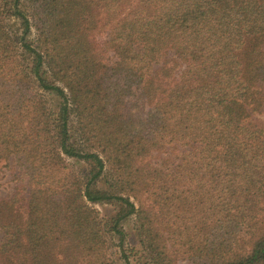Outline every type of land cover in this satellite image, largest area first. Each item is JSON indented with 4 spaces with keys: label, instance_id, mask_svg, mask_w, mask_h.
<instances>
[{
    "label": "trees",
    "instance_id": "1",
    "mask_svg": "<svg viewBox=\"0 0 264 264\" xmlns=\"http://www.w3.org/2000/svg\"><path fill=\"white\" fill-rule=\"evenodd\" d=\"M263 108L264 0H0V264H264Z\"/></svg>",
    "mask_w": 264,
    "mask_h": 264
},
{
    "label": "rangeland",
    "instance_id": "2",
    "mask_svg": "<svg viewBox=\"0 0 264 264\" xmlns=\"http://www.w3.org/2000/svg\"><path fill=\"white\" fill-rule=\"evenodd\" d=\"M105 33H98L96 35V41L99 43L104 41ZM252 120L259 125L264 126V108L259 112H255L252 116ZM11 161V160H10ZM3 161L0 164V198L12 196L23 182L20 177L18 169L13 161ZM26 195V194H25ZM24 195V196H25ZM95 208L100 212L101 216H109L112 214L113 209L109 205H95ZM125 230L127 232V244L136 247L138 250L142 251V246L138 242L137 233L134 230V220L131 219L125 224ZM111 261L113 264H118V248L114 245L110 249ZM180 264H191V262L185 258L179 260ZM133 264H137L133 260Z\"/></svg>",
    "mask_w": 264,
    "mask_h": 264
}]
</instances>
